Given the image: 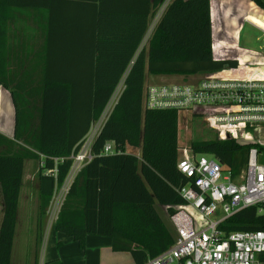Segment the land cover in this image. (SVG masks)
I'll return each instance as SVG.
<instances>
[{
	"label": "trees",
	"instance_id": "16d2710c",
	"mask_svg": "<svg viewBox=\"0 0 264 264\" xmlns=\"http://www.w3.org/2000/svg\"><path fill=\"white\" fill-rule=\"evenodd\" d=\"M164 1L0 0V85L10 91L15 107L13 137L0 134V264H10L24 160L39 162V214L44 220L54 189L71 167L69 155L121 79L123 89L93 142L94 157L76 173L53 227L80 249L88 234L107 236L111 249L129 252L135 264L172 245L155 204L166 206L170 215L184 203L178 189L186 178L176 167L178 114L143 110L145 76L216 71L234 62L212 57L209 0H171L141 47L149 19ZM252 1L264 9V1ZM10 10L26 12L33 23L31 35L40 37L41 44L3 45L15 16ZM15 53L22 55L17 59ZM107 141L122 152L100 154ZM126 146L139 148V156L125 152ZM252 146L264 152L263 145L233 139L190 143L194 153L216 157L233 181L245 170ZM54 168L56 176L46 173ZM218 228L225 234L264 230V206L261 212L258 206L240 209ZM43 264L61 262L52 258Z\"/></svg>",
	"mask_w": 264,
	"mask_h": 264
},
{
	"label": "built area",
	"instance_id": "2783aa9c",
	"mask_svg": "<svg viewBox=\"0 0 264 264\" xmlns=\"http://www.w3.org/2000/svg\"><path fill=\"white\" fill-rule=\"evenodd\" d=\"M170 2L165 0L158 8L156 20ZM151 32L144 36L141 47L147 43ZM262 48L264 53V38ZM185 79L144 83L143 110L183 112L201 118L215 132L214 138L259 144L260 138L254 133L264 132V57L259 64L224 66L216 71L192 74ZM122 89L123 79L117 84L99 118L91 123L80 146L69 155L71 167L60 186L54 189L46 209L49 226L54 224L76 173L94 157L93 142ZM120 152L122 150L112 141H107L100 154ZM179 153L176 167L185 176L186 183L178 189L184 203L175 206L174 212L169 215L175 232L173 243L143 264H264L260 259L264 253V230H236L225 234L218 228L222 220L245 207L258 206L261 212L264 204V163L259 161L261 153L256 147L249 149L246 168L240 179L235 181L213 155L194 153L190 146ZM62 160L54 158L55 162ZM46 173L56 176V168ZM56 190L59 191L58 197H55ZM188 208L197 213V219ZM216 211L220 214L213 218Z\"/></svg>",
	"mask_w": 264,
	"mask_h": 264
},
{
	"label": "crops",
	"instance_id": "0c3cea01",
	"mask_svg": "<svg viewBox=\"0 0 264 264\" xmlns=\"http://www.w3.org/2000/svg\"><path fill=\"white\" fill-rule=\"evenodd\" d=\"M209 4L213 59L234 62L233 67L253 65L244 63L255 60V56L250 50L248 51L240 46V32L245 24H252L260 30L264 29V9L252 0H209ZM9 12L10 14L14 13L15 16H12L7 26V35L3 40V45L5 47H17L19 45L41 44L40 37L31 35L33 23L32 20L27 18L26 12L24 13L22 10H10ZM143 40L144 37L141 44ZM20 54L22 55V53H15V58L18 59L17 56ZM13 59L14 57L10 58V61ZM158 75L169 74H147L144 83L150 80L151 77ZM170 75L187 78L192 74ZM14 121L15 107L11 93L7 88L0 85V134L12 138ZM259 135L263 136L264 132L258 133ZM259 145L264 146V140L261 138ZM261 155H264V152ZM261 162L264 163V159ZM38 169V160H24L10 264H22V255L26 249L25 245H31L33 255L31 264H35L39 243L43 240L46 241V238L48 240L50 230H53L50 241L51 249L53 251V248H55V250L48 254L46 259L57 258L61 264H135L129 252L113 251L111 249V239L107 236L88 234L85 237L84 248L80 249L74 240L57 232L53 227L54 224L48 226V229L46 223L43 226L46 218L40 220ZM155 208L166 228L174 237L175 232L169 221L167 207L156 203ZM191 210L193 211V209ZM2 214L3 200L0 190V222ZM194 216L198 218L196 212H194ZM20 237L26 239L23 240L21 246L18 241Z\"/></svg>",
	"mask_w": 264,
	"mask_h": 264
},
{
	"label": "rangeland",
	"instance_id": "374dc122",
	"mask_svg": "<svg viewBox=\"0 0 264 264\" xmlns=\"http://www.w3.org/2000/svg\"><path fill=\"white\" fill-rule=\"evenodd\" d=\"M157 14V13H156ZM156 14L152 16V18L149 19L148 23V29L145 33L148 34L150 30L153 31L155 27V23H157L158 20H156ZM159 19V18H158ZM156 20V21H155ZM144 35V36H145ZM145 38V37H144ZM264 38V32L257 27L253 26L252 24H245L244 27L242 28L240 32V46L243 48H246L248 51L250 50L254 56L255 60L252 61H246L244 63L246 64H259L263 62V48H262V40ZM144 46L147 45V43L143 44ZM142 46V44H141ZM257 57V58H256ZM186 80L185 78L179 77L177 75H158L156 77H151L150 80H147L146 83L148 82H157V83H164V82H177V81H183ZM178 137H177V142L180 147V153L181 154L182 149L185 147H189L190 143L195 140H201V139H211L215 137V132L211 130L201 118L198 117H191L190 115H187L183 112L178 113ZM254 136H258L257 133H254ZM259 138L264 140V135H259ZM125 151L128 153H133L139 156L140 149L139 148H134V147H125ZM264 155L259 156V161H263ZM240 178V177H239ZM58 192L56 190L55 192V197H58ZM188 211L191 213V215L197 219L194 216V210L192 211L191 209H188ZM220 214L219 211H216L215 214L213 215V218H216ZM166 218L168 219L167 215ZM48 220V215L46 213V219L43 222L44 224ZM47 229H48V222H47ZM52 231H49V236L48 240L46 238V241L43 240L41 243H39V247L37 250V259L35 261V264H43L44 260L47 258L48 254L51 252H54L55 248H53V251L51 249V235ZM51 232V233H50ZM42 238V236H41ZM17 240V239H16ZM23 239L20 237L18 239L19 245L21 246L23 244ZM26 249L24 251V254L22 255V264H31V259L33 257L32 255V248L31 245H25Z\"/></svg>",
	"mask_w": 264,
	"mask_h": 264
}]
</instances>
